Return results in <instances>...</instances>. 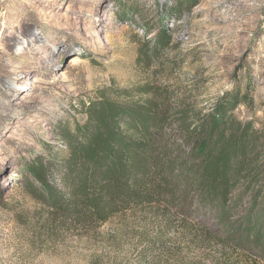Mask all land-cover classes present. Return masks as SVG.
I'll list each match as a JSON object with an SVG mask.
<instances>
[{
	"label": "rangeland",
	"instance_id": "374dc122",
	"mask_svg": "<svg viewBox=\"0 0 264 264\" xmlns=\"http://www.w3.org/2000/svg\"><path fill=\"white\" fill-rule=\"evenodd\" d=\"M159 31L171 45L152 62L139 50ZM148 84L204 111L247 93L235 116L264 132V0H0V264H264L250 198L41 228L27 165L65 156L60 134L85 121L82 103L138 102Z\"/></svg>",
	"mask_w": 264,
	"mask_h": 264
},
{
	"label": "trees",
	"instance_id": "16d2710c",
	"mask_svg": "<svg viewBox=\"0 0 264 264\" xmlns=\"http://www.w3.org/2000/svg\"><path fill=\"white\" fill-rule=\"evenodd\" d=\"M170 45L159 31L139 51L153 62ZM155 88H136L138 102L82 103L85 121L60 134L65 156L27 165L24 186L47 210L42 229L97 228L179 202L227 211L248 198V213L264 218V132L234 113L251 97L234 92L204 111L193 93Z\"/></svg>",
	"mask_w": 264,
	"mask_h": 264
}]
</instances>
